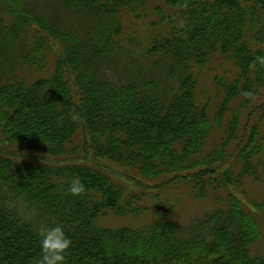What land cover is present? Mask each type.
<instances>
[{
	"label": "trees",
	"instance_id": "1",
	"mask_svg": "<svg viewBox=\"0 0 264 264\" xmlns=\"http://www.w3.org/2000/svg\"><path fill=\"white\" fill-rule=\"evenodd\" d=\"M151 4L172 12L144 45L124 28ZM216 57L235 75L213 76L212 95L200 83ZM263 97L264 0H0V264H38L56 226L63 264H264L251 252L264 194L242 191L264 176ZM102 161L218 205L189 227L173 204L148 225L102 226L149 208Z\"/></svg>",
	"mask_w": 264,
	"mask_h": 264
},
{
	"label": "rangeland",
	"instance_id": "2",
	"mask_svg": "<svg viewBox=\"0 0 264 264\" xmlns=\"http://www.w3.org/2000/svg\"><path fill=\"white\" fill-rule=\"evenodd\" d=\"M150 9L146 11L148 14V19L145 21L137 20L134 17L128 19L126 27L124 30L128 34H133L135 37H141V41L144 45L146 42L144 38H150V35L159 34L169 28V23L166 18L159 19L162 14H158L157 11L163 10L164 14L171 13L170 8L163 7V5L151 4ZM163 16V15H162ZM135 23V24H131ZM142 47V46H141ZM54 50V49H53ZM51 56V62H52ZM49 61V63H50ZM235 67L230 61H226L222 58L216 57L210 61L206 69H204V75L201 80V87L205 93L210 92L212 95L215 94V88L213 85V76L218 75L224 78H232L235 75ZM264 100V97H263ZM264 104V102L262 103ZM264 107V106H263ZM227 115L224 116L226 119ZM242 121V119H241ZM215 132L214 137L220 136L218 133V128L214 127ZM205 142V147L207 150L213 145V137L208 138ZM204 147V148H205ZM62 162V161H60ZM102 168L108 171L109 175L116 179L117 181L125 184L133 190L141 191L146 193V200L148 204V209L145 213L139 216H117L113 213L106 217L98 219V223L102 226L108 227H119V226H131V227H141L148 225L154 220L153 207L159 204L163 210H166L170 204L174 205V208L168 213L170 219L178 222L183 226H193L194 223L206 212L215 207L218 203L216 201V195L209 194L202 199L194 198L191 194L190 188L185 186L183 183L177 184H166L167 179L163 180V183L159 188L154 189V184L146 180L140 179L132 171L120 168L112 163L102 161L98 163ZM223 164L222 166H225ZM135 175V176H134ZM154 189V190H153ZM242 191L246 192L251 199H258L264 194V176L259 182L247 181L243 185ZM227 193V191H225ZM225 193L221 194L224 196ZM155 195V199L151 198ZM251 252L254 255H259L264 257V228L262 232L261 239L256 242L252 248Z\"/></svg>",
	"mask_w": 264,
	"mask_h": 264
},
{
	"label": "clouds",
	"instance_id": "3",
	"mask_svg": "<svg viewBox=\"0 0 264 264\" xmlns=\"http://www.w3.org/2000/svg\"><path fill=\"white\" fill-rule=\"evenodd\" d=\"M69 192L78 195L84 191V185L75 179L69 186ZM71 241L60 226L43 229L41 231L42 257L38 264H63L64 252L70 247Z\"/></svg>",
	"mask_w": 264,
	"mask_h": 264
}]
</instances>
